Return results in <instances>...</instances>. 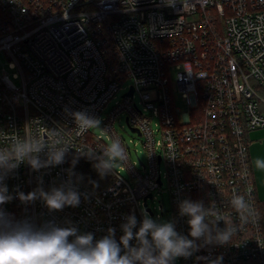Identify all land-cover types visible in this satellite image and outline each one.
Returning <instances> with one entry per match:
<instances>
[{
	"label": "built area",
	"instance_id": "2783aa9c",
	"mask_svg": "<svg viewBox=\"0 0 264 264\" xmlns=\"http://www.w3.org/2000/svg\"><path fill=\"white\" fill-rule=\"evenodd\" d=\"M184 5L0 0V148L29 134L51 137L50 130L57 129L72 143L70 153L103 148L115 134L130 160V179L111 175L112 183L103 188L80 181L76 208L49 213L41 201L25 206L13 199L3 205L7 212L37 223L70 220L97 238L114 227L118 239L125 216L135 213L140 221L142 209L155 215L149 201L168 192L169 207L161 200L157 216L169 215L177 231L187 235V218L178 214L180 200L215 202L216 211L238 223L227 201L248 194L255 218L230 244L196 255H222V264H264L261 200L249 141L251 131L264 128V0H184ZM171 73L186 111L174 103ZM126 81L129 88L110 106ZM66 108L99 118L107 140L93 129L77 134ZM123 114L146 151L138 162L115 126ZM69 168L68 155L63 164L39 172L21 164L5 182L10 192L19 186L28 193L42 175L48 190L68 179ZM175 264L197 262L179 258Z\"/></svg>",
	"mask_w": 264,
	"mask_h": 264
},
{
	"label": "clouds",
	"instance_id": "9594fccd",
	"mask_svg": "<svg viewBox=\"0 0 264 264\" xmlns=\"http://www.w3.org/2000/svg\"><path fill=\"white\" fill-rule=\"evenodd\" d=\"M162 3L165 7L174 8L177 3L185 6L184 0H162ZM64 111L74 121L77 134L101 125L100 119L90 115L88 110L70 111L66 108ZM50 131L51 137L29 134L17 137L9 147L0 148V264H175L179 258L192 257L197 264L201 261L222 264V255L212 258L196 253L210 246L230 244L242 225L257 215L248 194H234L227 201V206L237 214L238 223L216 211L215 202L205 206L202 200L185 198L178 203V214L187 218V235L177 231L175 220L153 219L142 209L140 221L135 213L124 217L118 239L114 227L107 228L106 234L97 238L70 220L58 223L50 219L37 223L30 216L18 219L3 208L13 199L25 206L41 201L49 213L78 207L82 193L76 185L83 176L75 173L74 168L81 157L92 162L101 179L107 175L119 178L123 174L117 172L118 166L126 171L130 161L121 138L113 134L111 142L103 148L86 146L75 149L71 166L67 169L68 179L59 186L45 190L41 175L32 191L24 193L16 186L10 192L5 181L21 164L39 172L63 164L69 150L74 149L57 129ZM90 182L98 187L96 182ZM220 222L224 227L219 226Z\"/></svg>",
	"mask_w": 264,
	"mask_h": 264
},
{
	"label": "rangeland",
	"instance_id": "374dc122",
	"mask_svg": "<svg viewBox=\"0 0 264 264\" xmlns=\"http://www.w3.org/2000/svg\"><path fill=\"white\" fill-rule=\"evenodd\" d=\"M5 62L6 60L3 59ZM8 68V64H4ZM171 82H172V89H173V95H174V103L177 107H180L182 111H186L188 108V104L186 103L185 99L182 97V94L179 92L177 84H176V74L171 73ZM130 81H126L123 85L122 88L118 90L117 92V98L113 99L110 103V106L114 105L117 99H120L123 95V93L129 88ZM135 100L138 102L139 101V95L135 97ZM116 128L119 130L121 134L124 135L126 142L130 145L131 147V158L133 161H139V157L142 159H145L146 157V151L144 149L143 143L141 141V138L132 131L130 128L129 124L127 123L126 116L123 114L119 120L116 121L115 123ZM93 131L96 135L102 134V128L97 127L93 128ZM103 137L107 140L106 138V133H103ZM109 143L111 142V139L107 140ZM117 169H120V166H118ZM120 173L123 174L124 177L127 179H130V175L128 171L124 169H120ZM260 199L264 200V198L260 197ZM161 200L166 204L167 207H169V193L168 192H160L157 194V198L151 199L149 201L150 205L155 207L154 210L156 212L155 215H149L153 219L159 218L157 216V213H160L161 210L159 208L161 204ZM160 220H169V215H163L159 218Z\"/></svg>",
	"mask_w": 264,
	"mask_h": 264
},
{
	"label": "crops",
	"instance_id": "0c3cea01",
	"mask_svg": "<svg viewBox=\"0 0 264 264\" xmlns=\"http://www.w3.org/2000/svg\"><path fill=\"white\" fill-rule=\"evenodd\" d=\"M249 141L257 193L259 198H264V128L251 131Z\"/></svg>",
	"mask_w": 264,
	"mask_h": 264
},
{
	"label": "trees",
	"instance_id": "16d2710c",
	"mask_svg": "<svg viewBox=\"0 0 264 264\" xmlns=\"http://www.w3.org/2000/svg\"><path fill=\"white\" fill-rule=\"evenodd\" d=\"M74 154H75V152L68 153V164H69V166H71V160H72V157ZM74 171L78 175L83 176V180L81 182H84V183H87V184L93 186V184L90 181H94L98 185L97 188L106 187V186L110 185L112 183V180H113L111 175H107L103 179H101L99 174L92 167V162L86 158H83V157H81L78 160V163L76 164V166L74 168ZM260 210L262 213L263 226H264V201H261Z\"/></svg>",
	"mask_w": 264,
	"mask_h": 264
},
{
	"label": "water",
	"instance_id": "95a60500",
	"mask_svg": "<svg viewBox=\"0 0 264 264\" xmlns=\"http://www.w3.org/2000/svg\"><path fill=\"white\" fill-rule=\"evenodd\" d=\"M133 93V89H131V91H130V94H132ZM132 130H135V129H132Z\"/></svg>",
	"mask_w": 264,
	"mask_h": 264
}]
</instances>
